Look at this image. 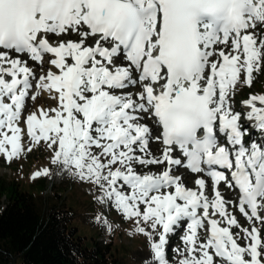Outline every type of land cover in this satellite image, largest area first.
<instances>
[{"label":"snow or ice","instance_id":"1","mask_svg":"<svg viewBox=\"0 0 264 264\" xmlns=\"http://www.w3.org/2000/svg\"><path fill=\"white\" fill-rule=\"evenodd\" d=\"M258 74L264 0H0V156L43 144L145 264H264Z\"/></svg>","mask_w":264,"mask_h":264},{"label":"trees","instance_id":"2","mask_svg":"<svg viewBox=\"0 0 264 264\" xmlns=\"http://www.w3.org/2000/svg\"><path fill=\"white\" fill-rule=\"evenodd\" d=\"M23 192L0 180V264H118L111 253L85 243L72 225L64 196ZM3 197L6 201H3Z\"/></svg>","mask_w":264,"mask_h":264},{"label":"rangeland","instance_id":"3","mask_svg":"<svg viewBox=\"0 0 264 264\" xmlns=\"http://www.w3.org/2000/svg\"><path fill=\"white\" fill-rule=\"evenodd\" d=\"M264 94V74L254 77L251 88L244 87L236 99L244 100L248 94ZM44 167L51 168V175L32 179V174ZM14 183L23 192L40 193L39 180L47 179L45 194L64 196L66 204L73 210L69 213L71 223L85 243L99 248L115 257L118 264H145L149 249L143 235L134 233V226L122 220L120 215L107 206L96 202V190L87 183H81L62 169L49 164V153L43 144L26 156L21 155L12 161L0 156V180ZM3 201L6 199L3 197ZM102 216L104 222H97L95 217Z\"/></svg>","mask_w":264,"mask_h":264},{"label":"bare ground","instance_id":"4","mask_svg":"<svg viewBox=\"0 0 264 264\" xmlns=\"http://www.w3.org/2000/svg\"><path fill=\"white\" fill-rule=\"evenodd\" d=\"M62 173L64 174V173H66V172L62 170ZM188 186H191V185H188ZM242 223H243V221H242ZM174 243H179V240H178V239H176V240L174 241ZM169 255H172V254H171V253H169Z\"/></svg>","mask_w":264,"mask_h":264}]
</instances>
